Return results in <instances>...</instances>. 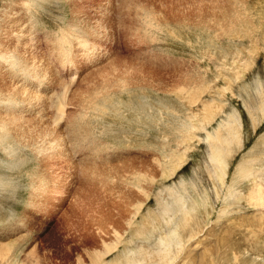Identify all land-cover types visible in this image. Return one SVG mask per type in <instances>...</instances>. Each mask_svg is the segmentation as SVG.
<instances>
[{
  "label": "rangeland",
  "instance_id": "obj_1",
  "mask_svg": "<svg viewBox=\"0 0 264 264\" xmlns=\"http://www.w3.org/2000/svg\"><path fill=\"white\" fill-rule=\"evenodd\" d=\"M259 194L264 0H0V264H264Z\"/></svg>",
  "mask_w": 264,
  "mask_h": 264
},
{
  "label": "bare ground",
  "instance_id": "obj_2",
  "mask_svg": "<svg viewBox=\"0 0 264 264\" xmlns=\"http://www.w3.org/2000/svg\"><path fill=\"white\" fill-rule=\"evenodd\" d=\"M64 43V42H63ZM200 128V127H199ZM232 129L229 127V131H231ZM230 134H232V133H230ZM233 135H234V133H233ZM232 137V136H231ZM214 139V138H213ZM212 139V140H213ZM222 139V138H221ZM216 142H218V141H216ZM220 142V141H219ZM226 143V142H225ZM223 144V143H222ZM215 149V148H214ZM213 150V149H212ZM223 151V150H222ZM212 153H214V155H213V158L214 159H216L217 158V160H220L221 161V154L218 152V151H216V152H212ZM214 156H216V158L214 157ZM221 156V157H220ZM171 161V160H170ZM218 162V161H217ZM223 162V163H222ZM222 162L220 163L224 168H226L227 167V163L226 162H224L223 160H222ZM215 164V163H214ZM248 164H249V162H248ZM251 164V163H250ZM178 165V164H177ZM181 165V164H180ZM219 165V164H218ZM248 166H246V168H247ZM250 167V166H249ZM217 168V167H216ZM220 168H221V166H220ZM245 168V167H244ZM171 170V169H170ZM173 170V169H172ZM240 170V169H239ZM167 171H169L168 170V168H167ZM241 171V170H240ZM239 171V172H240ZM171 172V171H170ZM224 172V174H225V171H223ZM245 172V171H244ZM247 172V171H246ZM169 173V172H168ZM220 173V172H219ZM218 173V174H219ZM241 173V172H240ZM243 173V172H242ZM219 175H221V173L219 174ZM245 175V174H244ZM244 175H241L240 174V176H244ZM246 176V175H245ZM244 176V177H245ZM219 186V185H218ZM230 188H232V187H230ZM175 193V192H174ZM172 197H173V195H172ZM178 197H180V193H179V196ZM178 197H176V198H178ZM178 202V201H177ZM180 202L182 203V205L181 204H179L181 207H183L185 204H187V203H184L185 202V200L183 201H181V199H180ZM258 202L260 203V204H263L264 202H263V197H262V195H260L259 194V196H258ZM178 206V205H177ZM180 209V208H179ZM180 210H182V209H180ZM176 211V210H175ZM184 211V213H185V210H183ZM187 212H186V214L185 215H189V212H190V210H186ZM224 211V210H223ZM169 212V211H168ZM176 212H178V211H176ZM192 212V211H191ZM190 212V213H191ZM174 213V212H173ZM175 217H176V215H174ZM172 218V217H171ZM170 218V219H171ZM175 221V220H174ZM173 221V222H174ZM172 222V223H173ZM166 224H167V226H170V224H168V222H166ZM178 225V224H177ZM178 227V226H177ZM168 228V227H167ZM169 229V228H168ZM164 230V229H163ZM170 230V229H169ZM179 230V229H178ZM178 230H176L175 232L174 231H172V235L174 234V235H176V237L177 238H179V235H177L178 233H176ZM165 236H164V238H163V240H162V244H164V247H165V249H164V252H165V254L167 255H169L170 254V250L172 249L171 248V245H172V243H170V235L165 231ZM171 235V236H172ZM173 238H174V236H172ZM180 239V238H179ZM112 248V247H111ZM110 248V249H111ZM114 248V247H113ZM10 250V249H9ZM112 250V249H111ZM9 254V253H8ZM10 260V259H9ZM144 260H146V259H144ZM10 262V261H9ZM146 262V261H145ZM131 264H138V262L135 260V262L134 263H131Z\"/></svg>",
  "mask_w": 264,
  "mask_h": 264
}]
</instances>
